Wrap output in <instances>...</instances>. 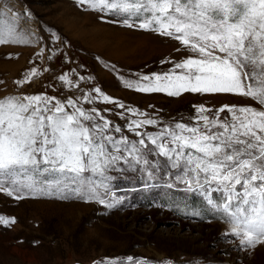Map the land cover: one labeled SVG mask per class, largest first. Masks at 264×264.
Listing matches in <instances>:
<instances>
[{"label":"snow or ice","instance_id":"6c2138e0","mask_svg":"<svg viewBox=\"0 0 264 264\" xmlns=\"http://www.w3.org/2000/svg\"><path fill=\"white\" fill-rule=\"evenodd\" d=\"M79 3L129 28L172 38L189 53L167 71L125 79L127 88L170 97L236 94L260 107L225 105L213 112L202 105L187 122L182 117L163 123L139 109H127L147 118L129 119L121 126L104 114L113 109L95 105L98 100L121 109L125 105L99 87L82 98L10 94L0 98V192L17 199L37 193L62 199L72 195L112 207L122 198L112 199L114 178L109 173L138 172L146 184L164 179L169 189L205 197L231 225L230 234L241 246L264 245V0ZM11 12L0 3V45L30 43L20 37L28 35L21 19L31 13L17 11L6 30L4 18ZM60 80L73 85L67 75ZM117 115L125 118L124 113ZM146 126L157 130H141ZM10 222L14 220L0 215V223Z\"/></svg>","mask_w":264,"mask_h":264},{"label":"rangeland","instance_id":"374dc122","mask_svg":"<svg viewBox=\"0 0 264 264\" xmlns=\"http://www.w3.org/2000/svg\"><path fill=\"white\" fill-rule=\"evenodd\" d=\"M0 3L12 8L4 18L6 30L17 11L31 13L21 19L28 35L20 37L31 42L0 45V98L44 92L82 98L99 87L125 105L121 109L100 100L95 105L113 109L104 114L121 126L129 119L147 118L127 109H139L163 123L182 117L187 122L202 105L213 112L225 105L260 107L236 94L185 92L170 97L127 88L125 79L167 71L189 53L172 38L129 28L79 0ZM62 75L73 81L71 87L60 80ZM125 134L136 139L127 130ZM109 175L114 178L112 199L122 198L112 207L72 195L62 199L37 193L17 199L0 192V215L14 220L0 223V264H264V245L241 246L230 234L231 225L205 197L169 189L164 179L146 184L138 172Z\"/></svg>","mask_w":264,"mask_h":264}]
</instances>
